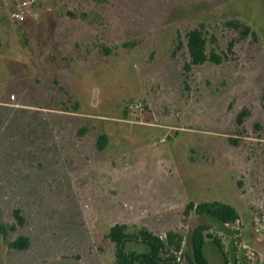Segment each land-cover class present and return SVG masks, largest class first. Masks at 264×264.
I'll return each instance as SVG.
<instances>
[{"label": "rangeland", "instance_id": "1", "mask_svg": "<svg viewBox=\"0 0 264 264\" xmlns=\"http://www.w3.org/2000/svg\"><path fill=\"white\" fill-rule=\"evenodd\" d=\"M16 1L0 0V105L23 110L0 107L1 122L41 109L61 134L54 149L19 133L10 150L0 140V264H114L117 224L182 233L187 251L203 221L185 217L191 202L228 203L250 225L264 202V0H38L22 21ZM229 22L247 26V38ZM199 27L209 51L235 46L184 81L185 34ZM20 236L28 250L11 248ZM206 253L225 264L211 241Z\"/></svg>", "mask_w": 264, "mask_h": 264}, {"label": "trees", "instance_id": "2", "mask_svg": "<svg viewBox=\"0 0 264 264\" xmlns=\"http://www.w3.org/2000/svg\"><path fill=\"white\" fill-rule=\"evenodd\" d=\"M38 3V2H37ZM74 18V17H73ZM25 20V19H24ZM228 26H231L236 31H239L242 39L247 38L249 35V28L247 26L229 22ZM256 41V36L252 35ZM186 49L189 55V60L183 65L184 81L188 79V76L193 68L203 66L206 63H213L220 65L225 57H228V53H232L235 41L229 42L226 51L218 53L215 49L209 51V45L214 43V40H209L206 32L202 27L194 28L186 32L185 34ZM126 47H130L131 44H124ZM179 47V46H178ZM103 52L110 54L112 49L104 46ZM1 108H7L10 110H23V107H9L0 105ZM49 108L53 111H60L56 105L50 104ZM78 106H74L72 113L78 112ZM70 112L68 110H61ZM44 112L41 109L34 111V120L22 116L15 117L11 115L9 121L1 122L3 114H0V140H6L7 149L11 146V136L14 133L20 135H28L32 138L33 144L38 147L41 146L54 147L59 146L58 137L56 133L57 129L54 130L55 123L50 120V117L40 114ZM49 115H51L49 113ZM249 115L247 109L242 110L236 118L237 125L242 126L244 119ZM256 129H260L261 126L256 124ZM88 132L86 125L81 126L77 132L78 137L85 136ZM61 134V133H58ZM61 142V140H60ZM109 138L107 134H101L98 136L96 141V148L98 151L103 152L108 146ZM233 146H238V138H232L230 140ZM9 158V156H8ZM195 215L202 218L196 224L190 236V247L189 250H184V236L182 233L169 231L166 234V238H162L156 235L148 229H139L131 231L128 225L117 224L114 225L108 234V238L115 245V263L114 264H182L181 260H185L187 264H210L206 253V245L209 241L214 243L220 252L222 253L225 264H229V255L225 252L224 248L220 244V240L216 237L212 230L214 227H218L221 231H225L226 225L234 224L240 220L239 213L236 208L232 205L224 202H201L199 204L189 203L187 204L184 215L189 217ZM14 216L18 221L19 225L24 224V220L19 210L14 211ZM8 234L7 227L0 222V248ZM131 244H135L136 248L132 249ZM31 242L27 236L18 237L12 244L11 248L24 251L30 248ZM236 249H234L235 251Z\"/></svg>", "mask_w": 264, "mask_h": 264}, {"label": "built area", "instance_id": "3", "mask_svg": "<svg viewBox=\"0 0 264 264\" xmlns=\"http://www.w3.org/2000/svg\"><path fill=\"white\" fill-rule=\"evenodd\" d=\"M37 2L38 0H17L13 19L22 21L32 16V9ZM142 108L141 102L131 106L133 110ZM224 230L220 233L219 240L229 255V264H264V202L252 216L250 225L238 220L234 224L226 225Z\"/></svg>", "mask_w": 264, "mask_h": 264}, {"label": "water", "instance_id": "4", "mask_svg": "<svg viewBox=\"0 0 264 264\" xmlns=\"http://www.w3.org/2000/svg\"><path fill=\"white\" fill-rule=\"evenodd\" d=\"M71 14V13H70Z\"/></svg>", "mask_w": 264, "mask_h": 264}]
</instances>
